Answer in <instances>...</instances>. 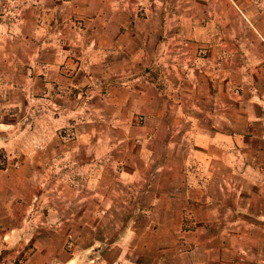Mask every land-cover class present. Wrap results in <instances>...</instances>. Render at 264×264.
Listing matches in <instances>:
<instances>
[{"label": "crops", "instance_id": "1", "mask_svg": "<svg viewBox=\"0 0 264 264\" xmlns=\"http://www.w3.org/2000/svg\"><path fill=\"white\" fill-rule=\"evenodd\" d=\"M9 1L23 4L19 27L31 12L38 21L32 33L77 34L95 59L86 82L103 81L101 89L112 92L107 101L119 109L136 98L130 112L153 117V125L140 127L136 161L159 162L155 176L169 179V187L148 191L162 209L154 224L170 227L169 241L177 245L173 256L234 264L250 248L252 256L264 253V0ZM66 18L81 26L59 29ZM180 50L184 57L177 59ZM115 51L138 52V74L128 79L130 66L123 70L131 83L123 86L122 102L107 86L117 74ZM158 144L165 153L156 154ZM183 147L181 158L166 154ZM136 164L132 159L133 169L119 178L145 179ZM209 227L217 233L206 234ZM254 228L261 237L255 239Z\"/></svg>", "mask_w": 264, "mask_h": 264}, {"label": "rangeland", "instance_id": "2", "mask_svg": "<svg viewBox=\"0 0 264 264\" xmlns=\"http://www.w3.org/2000/svg\"><path fill=\"white\" fill-rule=\"evenodd\" d=\"M18 6L23 4L0 2V264H189L185 254L173 256L170 227L154 224L162 209L148 190L169 187V179L155 176L159 162L136 161L140 127L153 125V117L130 112L134 97L125 109L109 103L112 92L101 89L103 81L96 87L86 82L95 59L79 36L32 33L38 21L31 12L19 27L25 12ZM79 21L66 18L59 29L81 26ZM110 56L117 74L107 86L122 102L123 86L131 83L124 75L138 74V52ZM162 147L157 155L165 153ZM184 152L166 154L181 158ZM132 159L145 179L119 178L133 169ZM209 228L206 234L217 233ZM255 231V239L262 236ZM250 253L232 262L264 264V253Z\"/></svg>", "mask_w": 264, "mask_h": 264}]
</instances>
